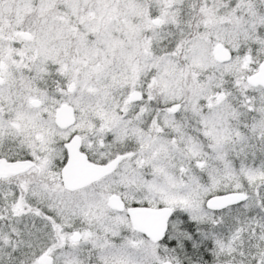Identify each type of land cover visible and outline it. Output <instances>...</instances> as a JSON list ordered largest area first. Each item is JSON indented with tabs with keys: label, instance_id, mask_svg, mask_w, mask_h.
Wrapping results in <instances>:
<instances>
[{
	"label": "snow or ice",
	"instance_id": "6c2138e0",
	"mask_svg": "<svg viewBox=\"0 0 264 264\" xmlns=\"http://www.w3.org/2000/svg\"><path fill=\"white\" fill-rule=\"evenodd\" d=\"M0 264H264V0H0Z\"/></svg>",
	"mask_w": 264,
	"mask_h": 264
}]
</instances>
